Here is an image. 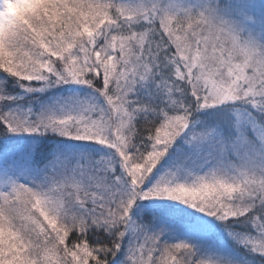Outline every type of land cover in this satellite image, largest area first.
Masks as SVG:
<instances>
[{"label": "snow or ice", "instance_id": "1", "mask_svg": "<svg viewBox=\"0 0 264 264\" xmlns=\"http://www.w3.org/2000/svg\"><path fill=\"white\" fill-rule=\"evenodd\" d=\"M0 264H264V0H0Z\"/></svg>", "mask_w": 264, "mask_h": 264}]
</instances>
